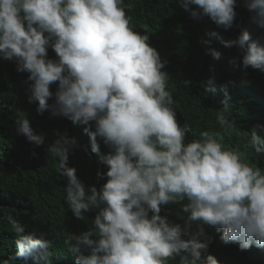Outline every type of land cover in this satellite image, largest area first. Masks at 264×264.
<instances>
[{"label": "clouds", "instance_id": "clouds-1", "mask_svg": "<svg viewBox=\"0 0 264 264\" xmlns=\"http://www.w3.org/2000/svg\"><path fill=\"white\" fill-rule=\"evenodd\" d=\"M123 2L0 0V59L28 73V102H37L38 114L47 110L85 126L94 122V131L84 129L91 152L100 153L97 137L111 148L100 156L107 168L101 178L107 180L98 191L86 189L67 164L75 137L56 131L47 146L67 180L65 202L72 215L85 221L87 213H96L87 230L64 241L74 264H168L175 257L179 264H220L208 254L212 238L205 225L222 233L224 245L264 249V169L246 160L249 150L254 156L264 152V138L258 135L264 125L241 131L221 85L226 99L216 112L218 129L186 141L189 127L177 122L169 75L162 71L165 62L149 36L134 30ZM177 2L192 19L207 16L218 28L233 27L236 0ZM245 7L250 22L264 29V0H245ZM222 43L240 51L242 69L264 71V42L248 30ZM49 47L58 59L47 58ZM207 52L220 58L215 49ZM55 82L53 93L49 86ZM207 84L215 91L213 78ZM16 124L27 141L44 144L45 134L34 133L25 115L18 113ZM242 135L247 137L244 151L225 145L226 138ZM185 200L183 227L159 215L162 205ZM6 220L17 237L16 251L2 264L18 258L51 264L53 252L43 232L25 234L12 215Z\"/></svg>", "mask_w": 264, "mask_h": 264}, {"label": "trees", "instance_id": "trees-1", "mask_svg": "<svg viewBox=\"0 0 264 264\" xmlns=\"http://www.w3.org/2000/svg\"><path fill=\"white\" fill-rule=\"evenodd\" d=\"M122 6L131 17L134 30L149 36L148 43L165 62L162 71L169 75L167 90L173 96L177 122L189 127L186 141L198 137L201 131L218 129L216 112L222 106L221 101L226 99L221 85H226L227 103L241 131L250 132L253 126L264 125V71L251 67L242 69L240 51L222 43L235 39L243 30H248L253 39L264 42V29L250 22L251 14L245 7V0H236V17L228 30L218 28L207 16L190 18L177 0H124ZM212 32L217 35H211ZM209 48L218 51L220 58L214 59L207 52ZM47 58L58 59L51 47L47 49ZM27 76L26 72L16 71L14 61L0 59V264L16 251L17 237L6 220L8 215L24 225L25 234L31 231L45 234L44 239L53 252L51 264H74V255L66 249L64 241L69 234L87 230L96 213H87L85 221L72 215L65 202L67 180L57 172V162L49 156L47 146L57 138L56 131L66 133L69 138L75 137L77 146L69 150L67 164L76 169L86 189L94 186L98 191L107 180L106 176L101 178L107 168L100 156L111 148L97 137L100 153L91 152L84 129L89 127L94 131V122H90V126L74 124L67 118L52 116L47 110L38 114L37 102H28L32 82ZM209 78L215 81V91L209 90ZM49 87L55 93L58 82ZM48 102L53 103L54 96ZM18 113L26 116L34 133L45 134L43 145L36 146L17 132ZM258 135L264 138V133ZM246 139L244 135L233 136L226 138L224 143L244 151ZM246 160L264 169V152L254 156L249 150ZM183 203L187 201L162 205L159 215L183 227L181 217L184 214L180 208ZM195 223L192 230H195ZM204 227L212 238L208 254L220 264H264V249L252 246L240 250L238 243L224 245L219 240L221 232L212 226ZM179 259L175 257L168 264H179ZM13 264L34 262L31 258H18Z\"/></svg>", "mask_w": 264, "mask_h": 264}]
</instances>
